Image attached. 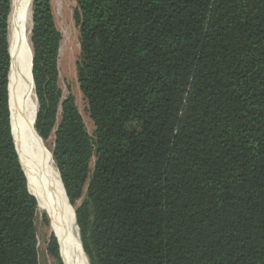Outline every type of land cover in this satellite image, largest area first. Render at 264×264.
Listing matches in <instances>:
<instances>
[{
    "label": "trees",
    "instance_id": "obj_1",
    "mask_svg": "<svg viewBox=\"0 0 264 264\" xmlns=\"http://www.w3.org/2000/svg\"><path fill=\"white\" fill-rule=\"evenodd\" d=\"M76 2L94 136L58 86L50 0L33 1L32 74L35 129L55 137L69 203L84 198L90 264H264V0ZM11 11L0 0V264H39L11 122ZM48 251L62 264L55 237Z\"/></svg>",
    "mask_w": 264,
    "mask_h": 264
},
{
    "label": "bare ground",
    "instance_id": "obj_2",
    "mask_svg": "<svg viewBox=\"0 0 264 264\" xmlns=\"http://www.w3.org/2000/svg\"><path fill=\"white\" fill-rule=\"evenodd\" d=\"M33 0H13L10 15L9 96L11 122L16 135V145L21 163L29 181V190L39 205L50 212L53 229L57 233L62 255L67 264H87L74 214L62 188L58 171L51 165L44 166L45 182L40 179L30 155V142L39 140L35 129L38 105L31 77V44ZM52 166V169H51ZM43 182V183H42Z\"/></svg>",
    "mask_w": 264,
    "mask_h": 264
},
{
    "label": "rangeland",
    "instance_id": "obj_3",
    "mask_svg": "<svg viewBox=\"0 0 264 264\" xmlns=\"http://www.w3.org/2000/svg\"><path fill=\"white\" fill-rule=\"evenodd\" d=\"M50 5L55 26L62 37L58 56V86L62 92L63 99H67L68 97H72L74 99L75 105L83 119L86 131L92 137L94 136L95 126L90 117L89 106L83 94L81 93L77 78V64L81 59L80 32L74 20V13L77 9V2L76 0H50ZM39 137L41 138L42 142H39L38 140L30 142L29 158L34 164V167L37 170V174L39 175L40 179L45 182L43 165H51L50 157L54 162L53 150L55 144V137L53 134L47 140H44L40 135ZM94 163L95 159L93 158L90 163L91 171L93 170ZM53 166V168L57 169L55 162ZM82 201H84V198L80 202H78L76 206L79 207ZM70 207L73 214H76L77 207L74 208L72 205ZM52 220L53 219L50 216V212L44 210L39 205L35 221L37 228L39 264H60V262H58L54 257H52L48 251L51 238H58L57 233L53 229L54 224L57 223L56 221ZM57 242L59 246L60 256L62 259L61 263L67 264L62 255V249L59 242V238L57 239ZM85 256L87 264H90L87 255Z\"/></svg>",
    "mask_w": 264,
    "mask_h": 264
},
{
    "label": "water",
    "instance_id": "obj_4",
    "mask_svg": "<svg viewBox=\"0 0 264 264\" xmlns=\"http://www.w3.org/2000/svg\"><path fill=\"white\" fill-rule=\"evenodd\" d=\"M34 1V0H33ZM32 29H33V24H32ZM32 29H31V33H32ZM32 71H33V56H32V60H31V77H32V80H33V74H32ZM33 85H34V81H33ZM34 90H35V85H34ZM35 97H36V93H35ZM36 101H37V105H38V100H37V97H36ZM37 114H38V111H37ZM37 114H36V116H35V123H36V120H37ZM37 132V131H36ZM38 134V133H37ZM38 137H39V135H38ZM39 139H40V141L42 142V140H41V138L39 137ZM17 151H18V149H17ZM18 154H19V152H18ZM19 160H20V163H21V159H20V155H19ZM21 165H22V163H21ZM22 167H23V165H22ZM23 169H24V167H23ZM58 171V170H57ZM24 172H25V174H26V171H25V169H24ZM58 175H59V179H60V182H61V185H62V188H63V190H64V193H65V197H66V200H67V202H68V204L70 205V203H69V200H68V197H67V194H66V191H65V188H64V186H63V183H62V181H61V177H60V174L58 173ZM26 177H27V174H26ZM27 180H28V178H27ZM31 193V192H30ZM32 194V193H31ZM33 195V194H32ZM34 196V195H33ZM35 197V196H34ZM36 198V197H35ZM36 200H37V198H36ZM37 202H38V200H37ZM71 206V205H70ZM74 217H75V222H76V224H77V221H76V214L74 213ZM77 227H78V225H77ZM78 230H79V235H80V238H81V234H80V229H79V227H78ZM57 238V237H56ZM58 239V238H57ZM81 242H82V240H81ZM82 248H83V244H82ZM84 250V249H83ZM86 255V254H85Z\"/></svg>",
    "mask_w": 264,
    "mask_h": 264
}]
</instances>
